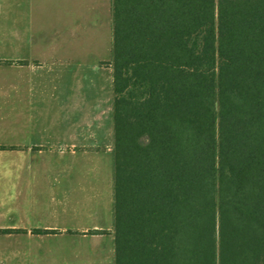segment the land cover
<instances>
[{
  "label": "trees",
  "instance_id": "1",
  "mask_svg": "<svg viewBox=\"0 0 264 264\" xmlns=\"http://www.w3.org/2000/svg\"><path fill=\"white\" fill-rule=\"evenodd\" d=\"M111 3L114 264H264V0Z\"/></svg>",
  "mask_w": 264,
  "mask_h": 264
},
{
  "label": "rangeland",
  "instance_id": "2",
  "mask_svg": "<svg viewBox=\"0 0 264 264\" xmlns=\"http://www.w3.org/2000/svg\"><path fill=\"white\" fill-rule=\"evenodd\" d=\"M58 0H0V59L7 61L0 66V91L2 88L24 86L32 83L33 87H40L42 75L40 77L30 74L25 79L23 73L19 72L17 67L11 68L14 59L20 57L29 41L31 28L40 24L41 29L47 28L51 24L50 15L47 13ZM218 2V0H216ZM112 4V3H111ZM48 9V11H46ZM44 10V11H43ZM39 23V24H38ZM38 24V25H37ZM105 25V31L96 35L94 25ZM41 33L34 34L36 39H42ZM49 40L50 36H45ZM92 45L89 48V61L85 62L83 72L80 77L74 79L67 78V81L56 77H49V84L52 87L65 86L73 93L71 102L66 110L58 111H39V110H17L10 111L8 106L0 104V122L14 120L17 125L15 130L27 132L33 142L32 145H41L45 148L44 156H37L33 162L34 167H47L50 164L53 167L72 166L75 168H84L85 179H90L91 184L86 187L84 196L82 193L74 192V197L79 200L89 198L92 208L98 210L100 215L88 222H81L78 218L67 222L69 227L80 225L88 226L91 230H84V238L76 235L68 237L50 236L46 239H40L34 246L24 237H18V233H13L15 237H7V234H0V250H90V247L96 250H107L110 260L114 259L113 245V186H114V167H113V100L114 92L112 89L113 69H112V46L110 34V14L106 10L98 16H92ZM5 51V52H4ZM46 65L51 63L45 62ZM46 65H36L39 69H44ZM77 73L78 68H73ZM53 70V69H52ZM127 95H140L142 90H130ZM131 93V94H130ZM139 98V97H138ZM140 99V98H139ZM49 120L67 121V125L62 123L49 124L44 123ZM14 123V124H15ZM35 124V130L30 131L31 124ZM26 124V128H25ZM13 137L8 138L14 141ZM146 142V140H144ZM59 148L52 149L54 145ZM74 145L75 150H70V154L60 155L66 145L68 148ZM0 145H9V142H0ZM84 147L86 150H83ZM6 148V147H5ZM7 149V148H6ZM53 150V151H51ZM74 151V153H73ZM0 153V166L9 165L25 166L28 161L22 156H9ZM92 170L94 174L86 170ZM81 176H76L79 179ZM0 178H3V176ZM46 178V177H44ZM0 181V228L6 226H20V220L31 216V206L29 198L24 193L19 194V186L8 184L10 181ZM5 184V185H4ZM47 182L41 184L43 197L47 195ZM79 195V196H78ZM41 210V209H40ZM95 210V211H96ZM17 219L18 223H17ZM49 216L46 213L39 216L36 222L39 227L47 225ZM35 222V221H34ZM33 222V223H34ZM49 225V224H48ZM101 227L104 232L101 237L94 238L95 231L93 227ZM42 229V228H41ZM18 232V231H17ZM83 233V232H81ZM79 235H81L79 233ZM6 236V237H5ZM83 236V235H82ZM112 253V254H111ZM114 263V261H113Z\"/></svg>",
  "mask_w": 264,
  "mask_h": 264
},
{
  "label": "crops",
  "instance_id": "3",
  "mask_svg": "<svg viewBox=\"0 0 264 264\" xmlns=\"http://www.w3.org/2000/svg\"><path fill=\"white\" fill-rule=\"evenodd\" d=\"M106 10L110 14L112 46L113 15L111 0H58L49 11L47 9L46 11H48L47 13L51 19L50 26L47 28L43 26L41 29L38 23V26L31 28L30 39L23 50L25 53L11 61L13 62L12 65H8L11 68L17 67L19 72L24 74L25 79H28L30 74L38 77L42 75L39 82L42 85L36 88L33 87L34 84L29 82L28 85L25 84L24 86L2 88L0 91V104L8 106L10 111L66 110L73 93L66 86L65 88L61 86L52 87L47 80H49V77L52 79L60 77L67 81L69 77L70 79L79 78L80 72L85 73V62L89 61V48L92 45V16L103 13L106 15ZM104 31L105 25L103 27H101V24L94 25L96 35ZM36 33H41L43 38L36 39L34 37ZM46 35L50 36L49 40L45 38ZM4 60L0 59V66L3 62H7ZM45 62L51 63L49 67ZM36 65H46V67L39 69ZM73 68H78V72L74 73ZM14 123V120L9 119L0 122V142H9V145H0V147L7 148V150L0 151V153L8 155L7 157L20 155L28 163L25 166L20 164L18 169L9 165V162L7 166H0V176H3L0 181L8 180L10 181L8 184L11 185L23 184L19 186V194L22 191L26 198H29L31 216L20 220V226H6L0 228V231H18L17 236L28 239L32 246L40 239H46L50 236L55 238L65 235L68 237L78 235L84 238V230H91L88 226L69 227L67 223L75 218H78L81 222L89 223V221L98 217L97 215H100L98 210L92 208L89 198L85 199L78 195L80 199L76 200V197H74V192L80 193V195L82 193V196H84L83 193H85L86 187L91 184L89 178H84V168L72 166L53 167L50 164H46L47 167L32 166L31 162L37 156L42 157L45 155V148H42V146L48 144L32 145L33 142L27 132L23 133L21 131L23 126L20 125V130L16 131L15 126L17 123ZM44 123L67 125V121L57 120H49ZM35 127L36 125L32 123L29 130H35ZM10 137H13L14 141H9L8 138ZM73 147V144L69 148L65 145V149L60 151V155L70 154V150H75ZM56 148H59L57 144L52 147V149ZM83 150H86V148L84 147ZM86 171H88L86 172L88 175L89 172L94 174L92 170L88 169ZM75 175L81 177L76 179ZM44 182H47V188L43 189L47 190V195L45 199H42L41 184ZM43 213L49 216V220L47 225L39 227L36 222L39 221V216ZM93 231L96 233L93 235L94 238L101 237L98 232H104L103 228L97 226L93 227ZM6 236L15 237L13 233ZM96 249L97 247H94V249L90 247V250H36L35 248H31V250H0V264H114V259L110 260L108 258L110 256L107 250ZM112 253H114V250Z\"/></svg>",
  "mask_w": 264,
  "mask_h": 264
}]
</instances>
